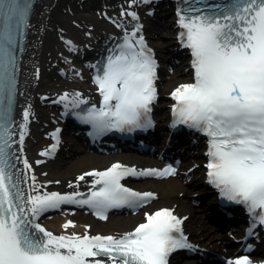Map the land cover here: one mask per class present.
Returning <instances> with one entry per match:
<instances>
[{"label": "snow or ice", "instance_id": "6c2138e0", "mask_svg": "<svg viewBox=\"0 0 264 264\" xmlns=\"http://www.w3.org/2000/svg\"><path fill=\"white\" fill-rule=\"evenodd\" d=\"M151 2L130 0V6ZM31 7L30 0H0V264H169L172 253L194 247L182 228L187 218L176 216L170 208L145 212L144 222L119 235H89V226L83 234H54L37 222L43 213L62 205L87 206L105 220L109 209L141 208L155 194L125 187L121 180L168 177L176 174V168L138 171L117 162L77 178L96 177L87 194L40 193L42 185L36 176L27 175L32 168L27 158L22 160L25 174L19 172L17 151H23L32 112L30 106L25 108L22 123L16 124L12 107L18 38L28 26ZM124 15L136 21L132 30L124 29L122 42L109 50L100 67L90 66L96 68L93 83L102 97L100 106L75 111L87 104L80 92H65L57 101L83 123L91 124L97 135L152 126L158 64L137 12L125 9ZM177 25V40L192 57L193 81L179 84L170 93L175 101L172 126L186 125L208 138V183L223 200L245 206L250 217L247 234L252 235L257 226L264 227V0H232L223 6H198V0H190L177 9ZM116 26L124 28L121 23ZM67 43L71 46V41ZM58 133L59 129L52 134L57 142L40 155L55 151ZM29 181L31 191L25 194L21 184ZM62 227L67 230L76 225L68 220ZM228 264L253 261L245 254Z\"/></svg>", "mask_w": 264, "mask_h": 264}, {"label": "bare ground", "instance_id": "6f19581e", "mask_svg": "<svg viewBox=\"0 0 264 264\" xmlns=\"http://www.w3.org/2000/svg\"><path fill=\"white\" fill-rule=\"evenodd\" d=\"M91 2L99 4L95 8H90L92 7ZM125 9L136 11L139 16L138 8L134 5L130 6V0H44L43 5L35 12L28 48L23 58L17 123H22V113L25 108L30 106L32 116L28 124V134L25 136L23 151L19 154L22 160L27 158L32 165L27 175L34 174L36 176L37 184L42 185L39 189L40 192L56 190L67 194L83 191L91 187L92 181L96 177H86L85 181H77L80 175L91 171H104L113 163V160L109 159L73 157L59 169H56L55 164L47 161L37 164L36 161L40 160L41 156L36 150L34 151L32 140L44 120L43 103L47 100H58L65 92H80L85 99L97 103L100 101L95 84L85 81L83 83L75 82L68 72L65 73L63 68L57 67V63L62 61L68 68L67 71L72 69L81 75H88L85 69H88L92 53L98 50L105 41L116 35L124 34V29L131 31L132 26L136 23L127 15L121 16L122 10ZM117 23L123 24L124 28L117 27ZM139 23L141 24L140 17ZM68 41H71V46L67 43ZM173 43H175V39L172 34L157 33L154 42L147 43V45L155 56H160ZM70 48L74 50H70ZM65 50H69L74 57H67ZM75 59L83 62L84 66L74 68ZM90 60L92 61V59ZM37 70L39 71L38 76ZM185 72L181 67L166 74L161 82L162 94L178 82L183 81ZM167 103L164 100L160 101L159 115L167 112ZM196 157L199 156L196 155ZM127 164L135 166L137 170L150 167L135 161L127 162ZM191 166L193 165L191 164ZM196 170L197 168H195ZM197 176L199 178L196 179L195 184L202 182L203 175L200 168ZM57 181L59 183H56ZM30 183V181L26 183L27 193L31 191ZM69 184H72L73 187H69ZM132 185L141 192L154 193L155 199L137 212L126 215L121 220H113L112 223L108 220L107 223H100L102 225L82 223L69 217L65 211L62 218L51 219V224L46 225L45 228L54 234L65 232L67 234L73 232L83 234L85 226H89V235L122 234L135 228L137 222L144 217L145 212H149L159 205H168L174 207L180 215L187 217V230L193 242L199 243L203 238H206L204 233L200 232L201 222L191 211L189 194L185 192L184 186L177 179L148 178ZM206 200H208L207 197ZM68 220L73 221L76 227L63 229L62 225Z\"/></svg>", "mask_w": 264, "mask_h": 264}, {"label": "rangeland", "instance_id": "374dc122", "mask_svg": "<svg viewBox=\"0 0 264 264\" xmlns=\"http://www.w3.org/2000/svg\"><path fill=\"white\" fill-rule=\"evenodd\" d=\"M165 33H168V32H165ZM161 92H162V91H161ZM184 190H185V192H187V194H190V192H193V191H192L190 188H188V187H185ZM78 215H81L82 217L85 216V215H83V214H78ZM84 220L87 221L88 219H86V217H85ZM111 223H112V221H111ZM98 225H102V224H98Z\"/></svg>", "mask_w": 264, "mask_h": 264}]
</instances>
